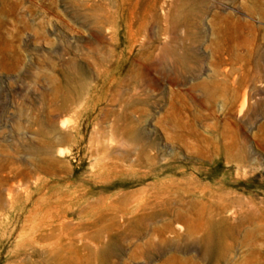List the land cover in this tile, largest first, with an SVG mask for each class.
<instances>
[{
  "label": "rangeland",
  "instance_id": "obj_1",
  "mask_svg": "<svg viewBox=\"0 0 264 264\" xmlns=\"http://www.w3.org/2000/svg\"><path fill=\"white\" fill-rule=\"evenodd\" d=\"M0 264H264V0H0Z\"/></svg>",
  "mask_w": 264,
  "mask_h": 264
},
{
  "label": "bare ground",
  "instance_id": "obj_2",
  "mask_svg": "<svg viewBox=\"0 0 264 264\" xmlns=\"http://www.w3.org/2000/svg\"><path fill=\"white\" fill-rule=\"evenodd\" d=\"M234 51H235V44L233 43V41L228 40L227 43H225L222 47H221V53L222 54H228V55H233L234 54ZM226 60V58H220V62L221 63H224ZM27 224V223H26ZM24 225L19 233H18V238H17V241L23 239L26 235V232H27V228H28V225Z\"/></svg>",
  "mask_w": 264,
  "mask_h": 264
}]
</instances>
